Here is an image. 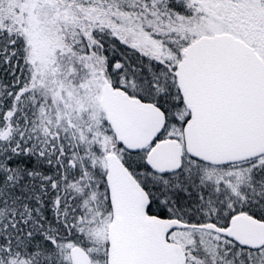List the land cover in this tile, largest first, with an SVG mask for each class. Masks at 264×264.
Listing matches in <instances>:
<instances>
[{"label":"snow or ice","instance_id":"1","mask_svg":"<svg viewBox=\"0 0 264 264\" xmlns=\"http://www.w3.org/2000/svg\"><path fill=\"white\" fill-rule=\"evenodd\" d=\"M0 264H264V0H0Z\"/></svg>","mask_w":264,"mask_h":264}]
</instances>
